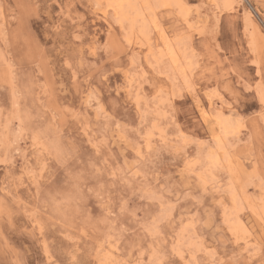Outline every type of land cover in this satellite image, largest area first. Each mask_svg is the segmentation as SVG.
Instances as JSON below:
<instances>
[{"label": "rangeland", "instance_id": "374dc122", "mask_svg": "<svg viewBox=\"0 0 264 264\" xmlns=\"http://www.w3.org/2000/svg\"><path fill=\"white\" fill-rule=\"evenodd\" d=\"M114 2L0 0V264H264V0Z\"/></svg>", "mask_w": 264, "mask_h": 264}, {"label": "snow or ice", "instance_id": "6c2138e0", "mask_svg": "<svg viewBox=\"0 0 264 264\" xmlns=\"http://www.w3.org/2000/svg\"><path fill=\"white\" fill-rule=\"evenodd\" d=\"M96 7H100V5H97ZM260 75L264 77V73H261ZM259 95L261 104H264V82H262ZM37 139L38 135L37 137H34V144L37 142ZM56 162L59 165H67L69 168H71L75 162V158L71 155L70 150L67 155L59 156ZM0 163H7V161H0ZM98 164L99 161H96L95 163L90 162L89 167L95 169L92 173V176H96V174L101 171V169L98 167ZM115 175L116 174L114 172L113 176L115 177ZM165 196L166 193L163 190H157L149 193L147 196H143L142 199L151 200L153 203L159 201L161 204H163ZM177 203H179V200H177ZM168 207L171 208L173 205H169ZM121 211H126L123 204L121 205ZM164 215L165 213L161 212L157 217L153 218V221L150 224L145 227V232L148 236H158L160 234V231L162 230L160 225L163 223V220L160 219V217ZM197 247L200 246L197 245ZM153 251L156 253V259H154L151 264H207V262L201 261L197 258L198 254L196 252L192 253V257L190 259L189 253L185 252L183 249H178L175 244L172 247L171 253H169L167 249H153ZM137 264H142V262L138 261Z\"/></svg>", "mask_w": 264, "mask_h": 264}, {"label": "bare ground", "instance_id": "6f19581e", "mask_svg": "<svg viewBox=\"0 0 264 264\" xmlns=\"http://www.w3.org/2000/svg\"><path fill=\"white\" fill-rule=\"evenodd\" d=\"M128 0H115V2L113 3L114 4V6H115V8L117 9V10H122L123 9V6H124V3L123 2H127ZM165 0H161V2H164ZM225 2H230V0H224ZM130 2V1H129ZM169 5V4H168ZM166 7H169V6H166ZM184 10V9H183ZM169 51V52H168ZM168 53H169V58H170V60L173 62V63H175L176 61H177V59H176V56H175V53L173 52V50L168 46ZM180 66V65H179ZM215 121L213 122V124L211 123V126L212 125H214V124H216V128H217V130H218V128H219V123H218V121L216 120V119H214ZM218 123V124H217ZM221 125V124H220ZM214 127V128H215ZM212 131H214V129H213V127H212ZM215 132V131H214ZM216 133V132H215ZM236 167V166H235ZM234 173V172H233ZM234 177V176H233ZM205 179V178H204ZM238 183V182H237Z\"/></svg>", "mask_w": 264, "mask_h": 264}]
</instances>
